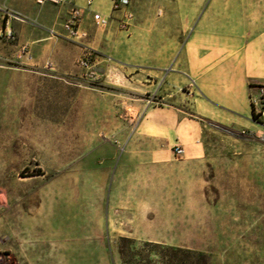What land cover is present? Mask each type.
Instances as JSON below:
<instances>
[{"label":"rangeland","instance_id":"rangeland-1","mask_svg":"<svg viewBox=\"0 0 264 264\" xmlns=\"http://www.w3.org/2000/svg\"><path fill=\"white\" fill-rule=\"evenodd\" d=\"M34 1L25 14L4 1L0 20V264H122V238L144 256L155 244L264 264V120L202 116L187 73L211 0H93L109 25L85 15L78 40L62 27L71 5L34 16ZM232 7L254 39L264 0L209 11Z\"/></svg>","mask_w":264,"mask_h":264},{"label":"crops","instance_id":"crops-1","mask_svg":"<svg viewBox=\"0 0 264 264\" xmlns=\"http://www.w3.org/2000/svg\"><path fill=\"white\" fill-rule=\"evenodd\" d=\"M4 1L11 2V7L25 14L27 10L21 8L19 1L34 0H0V20ZM213 1H210L207 10L199 18L184 50L188 77L197 90L194 100L202 111L201 115L210 120L234 126L243 121L251 123L252 94L258 83L264 84V28L257 32L254 39H250V29L237 25V9L232 7L226 12L209 11ZM35 5L38 8L29 10L30 15L38 16L51 11L46 7L51 4ZM224 13L226 19L222 23ZM261 13L264 15V10ZM243 14L247 17L255 15L252 11L240 16L243 17ZM261 26L264 27L262 24ZM49 39L51 38L36 36L31 40L36 43ZM47 64L53 66L54 62H46ZM176 122L178 125L182 122L178 121V115ZM123 167L121 163L118 164L116 172Z\"/></svg>","mask_w":264,"mask_h":264},{"label":"built area","instance_id":"built-area-1","mask_svg":"<svg viewBox=\"0 0 264 264\" xmlns=\"http://www.w3.org/2000/svg\"><path fill=\"white\" fill-rule=\"evenodd\" d=\"M35 3L39 6H44L46 4L71 5L68 19L62 25L63 30L71 39L78 40L86 36L85 33L81 32V25L84 16L87 13H92V21L97 27L105 28L109 25V16L103 14L102 12L95 11L93 0H87L85 6H80L78 4V0H35ZM129 3L130 0H113V7L116 10H122V8L127 7ZM127 15L130 18L132 17L129 12ZM80 64L84 68H89L88 60H81ZM260 89V96L252 99L251 102L254 104L256 112L260 114L259 119L264 120V86ZM175 152L178 156H181L184 153V149L180 146H176Z\"/></svg>","mask_w":264,"mask_h":264},{"label":"trees","instance_id":"trees-1","mask_svg":"<svg viewBox=\"0 0 264 264\" xmlns=\"http://www.w3.org/2000/svg\"><path fill=\"white\" fill-rule=\"evenodd\" d=\"M252 119L259 122L260 114L256 112L254 104L251 102ZM261 122V121H260ZM119 247V254L122 264H207L206 259L202 256L194 259L188 251L174 247H163L152 244L154 249L144 256L142 250L134 247L136 244L133 240L122 238ZM159 249V250H157ZM156 256L157 260L152 259ZM115 264V263H114Z\"/></svg>","mask_w":264,"mask_h":264},{"label":"water","instance_id":"water-1","mask_svg":"<svg viewBox=\"0 0 264 264\" xmlns=\"http://www.w3.org/2000/svg\"><path fill=\"white\" fill-rule=\"evenodd\" d=\"M211 124V123H210Z\"/></svg>","mask_w":264,"mask_h":264}]
</instances>
